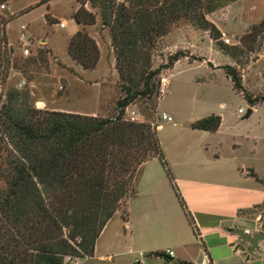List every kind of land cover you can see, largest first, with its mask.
<instances>
[{
    "label": "trees",
    "instance_id": "obj_1",
    "mask_svg": "<svg viewBox=\"0 0 264 264\" xmlns=\"http://www.w3.org/2000/svg\"><path fill=\"white\" fill-rule=\"evenodd\" d=\"M237 1H91L110 31L123 93L118 112L100 118L39 111L29 104V92L8 94L0 110V264H64L67 256L93 257L115 214L122 212L124 222H130L128 206L138 176L153 159L161 161L185 207L161 146L160 125L129 120L126 111L137 102L160 99L164 71L189 58L180 51L164 65L153 62L160 39L181 21L209 32L221 51L239 61L243 50L221 43L222 33L207 18ZM73 20L78 26L96 24L85 5ZM261 33L264 21L244 41ZM69 53L84 70L98 67L99 47L85 30L71 39ZM224 69L251 110L264 103V98H254L244 88L238 68ZM222 124L221 116L211 115L193 123L192 129L216 133Z\"/></svg>",
    "mask_w": 264,
    "mask_h": 264
},
{
    "label": "rangeland",
    "instance_id": "obj_2",
    "mask_svg": "<svg viewBox=\"0 0 264 264\" xmlns=\"http://www.w3.org/2000/svg\"><path fill=\"white\" fill-rule=\"evenodd\" d=\"M91 1L0 0V110L8 94L17 90L29 92V104L39 111L80 115L96 112L95 117L100 118H112L117 114V102L123 93L116 56L109 28L102 25L99 9L93 7ZM2 5L6 9H1ZM81 5L95 15V25L77 29L73 16ZM207 18L222 33L221 43L243 50L239 61L221 51L209 32L181 21L160 39L153 62L155 66L164 65L170 56L180 51L189 58L182 59L183 62L172 70L164 71L160 99L131 105L126 117L163 126L158 135L171 163L178 160L180 152L191 148L192 155L193 149L204 150L209 145L223 146L225 158L229 159L232 155L227 154L238 144L237 155L251 166L264 160V103L252 108L256 112L250 119L243 120L251 107L244 96L234 90L224 67L238 68L244 88L254 98H264V33L256 35V39L249 36L244 41L253 28L264 21V0H239ZM60 23H65L66 28H60ZM80 30L88 32L100 50L104 69L93 78H85L71 67L80 65L69 53V35L75 33L73 38ZM22 32L31 36L33 42L32 55L27 57L19 43ZM223 36L230 39V44ZM249 50L257 51L250 53ZM23 80L26 86L20 88ZM240 109L246 114L240 115ZM166 112L173 116L177 127L162 120ZM211 115L224 117V135L210 136L192 129L193 123ZM168 163L171 164L169 160ZM164 171L159 159L146 164L138 176L136 193L129 202V224L124 222L122 212L115 214L94 256L86 258L84 264H137L138 255L130 254L131 250L147 252L148 247H174L178 236L183 241L189 240L188 217L178 197L176 199L175 190L171 191L163 181ZM220 199L211 195L207 198L216 204H220ZM259 223L264 234V215ZM258 254L264 259V245ZM151 257L156 258L148 254L145 264H169Z\"/></svg>",
    "mask_w": 264,
    "mask_h": 264
},
{
    "label": "crops",
    "instance_id": "obj_3",
    "mask_svg": "<svg viewBox=\"0 0 264 264\" xmlns=\"http://www.w3.org/2000/svg\"><path fill=\"white\" fill-rule=\"evenodd\" d=\"M74 34L69 35V45ZM182 62L183 60L176 65ZM102 65V60H100L95 70H84L78 65L71 67L77 74L85 78H93L104 69ZM96 84L100 85L101 83ZM255 112L256 109L253 114ZM166 114L172 116L168 112ZM86 115L97 116V113ZM222 119L223 124L216 133L199 132L216 137L224 135V117ZM162 128L163 126L160 125L159 129ZM237 138H234V141L237 142L235 140ZM239 148L238 144L234 145L233 150L227 154L232 155L229 159L225 158L226 152L221 145L214 147L209 145L199 151L193 149L195 153L192 155L190 148L180 152L178 160L172 161V163L170 156L165 154L171 163L169 166L185 203V207H180L188 214L187 227L190 238L188 241H183L182 237L178 236L174 247L170 248L151 249L148 247L147 252L144 251L147 255L167 250L175 253L173 258L166 255L165 257H151V259L166 261L169 264H264L263 256L258 254L264 241L259 243V250L252 253L251 246L245 244L233 232V230H241L250 236L263 234L259 222L264 215V160L249 166L245 158L237 155ZM255 175L259 179H256ZM162 179L172 191L171 182L165 171ZM209 195L220 197V204H216V201L210 203L207 200ZM191 196H194V201H191ZM130 236L133 238L134 233L131 232ZM100 238L95 252L98 249ZM130 254L137 256L138 252L131 250ZM137 259L138 256L135 261Z\"/></svg>",
    "mask_w": 264,
    "mask_h": 264
},
{
    "label": "built area",
    "instance_id": "obj_4",
    "mask_svg": "<svg viewBox=\"0 0 264 264\" xmlns=\"http://www.w3.org/2000/svg\"><path fill=\"white\" fill-rule=\"evenodd\" d=\"M117 1L118 2H124L125 0H117ZM1 9H6V6L5 5H2L1 6ZM58 25L62 29H65L66 28V24L65 23H60ZM223 37H224L223 40L227 44H230V39L226 38V36H223ZM19 43H20V47H21V50H22V53H23L24 56L27 57V56L32 55L31 47H32L33 42H32L31 36H29L27 33L22 32L21 35H20V38H19ZM43 44H46V43H43ZM24 86H26V81L25 80H23L20 83L19 87L22 88ZM239 114L240 115H245L246 112H245L244 109H240L239 110ZM162 120L164 122H166L167 124H170V125H173V126H176L177 125L175 119L172 116H170V115H168L166 113H164L162 115ZM165 254L167 256H169V257H172V258L175 256V253L173 251H171V250H167L165 252ZM137 255H138L137 264H145L144 260H145V258L148 257V255L145 252H138ZM86 258H88V257H86ZM86 258L83 259V258H77V257H74V256H67L65 258L64 264H83L84 263V260Z\"/></svg>",
    "mask_w": 264,
    "mask_h": 264
},
{
    "label": "water",
    "instance_id": "obj_5",
    "mask_svg": "<svg viewBox=\"0 0 264 264\" xmlns=\"http://www.w3.org/2000/svg\"><path fill=\"white\" fill-rule=\"evenodd\" d=\"M253 114V110H248L247 114L243 117V120H248L251 118ZM235 234H237L240 239L245 243L251 246V252L253 253L255 250L258 249L259 243L264 241V234L260 236H250L246 234L244 231L241 230H233Z\"/></svg>",
    "mask_w": 264,
    "mask_h": 264
}]
</instances>
